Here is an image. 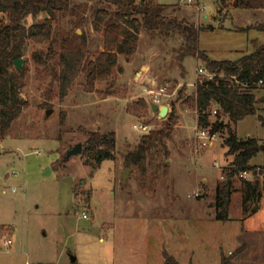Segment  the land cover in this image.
Segmentation results:
<instances>
[{"label": "rangeland", "instance_id": "obj_1", "mask_svg": "<svg viewBox=\"0 0 264 264\" xmlns=\"http://www.w3.org/2000/svg\"><path fill=\"white\" fill-rule=\"evenodd\" d=\"M76 2L85 4L88 0ZM158 2L169 6L164 11L167 16L186 19L197 27L199 49L212 59L236 60L254 50V40L264 44V31L255 28L264 22L262 9L228 10L221 0ZM89 15L79 28L72 14L58 17L48 64L36 61L34 53L39 51L45 56L49 42L29 39L22 67L11 68L23 108L9 134L0 139V233L6 232L13 240L9 245L5 238L1 239L0 251L14 249L18 254L12 258L2 255L0 264L5 263L4 259L8 264H26L27 260L113 264L114 254L139 264H163L166 250L172 255L183 251L182 260L192 258L195 264H221L222 254L228 264H264V232L248 233L240 221L246 218L242 180L238 176L234 181L239 190L232 195L230 207L233 219L220 220L214 231L200 228L199 233L195 232L200 222H209L205 216L216 218V187L224 180V170L234 155L227 154L226 130L219 132L212 144L196 150L194 97L197 79L205 76L198 69L205 68V64L194 56L178 61L183 37L153 38L143 31L135 54L138 64L129 75L117 74L113 88L107 81H99L90 90L83 72L68 95L61 97L58 73L65 37L85 31L89 56L103 49V34L94 29ZM45 19L46 15L38 18ZM0 20H6L5 13L0 12ZM33 21L28 18L29 24ZM119 61L124 63L123 55ZM162 85L168 87L171 96L164 97L161 105L169 106L168 115L175 109L177 123L171 137L165 139V146L157 144L150 151L146 173L130 166L132 171L124 182L126 153L135 148L142 135L161 128L168 117L153 111L147 92ZM104 92L111 95L104 98ZM256 93L263 95L264 88H258ZM139 99L148 103V113L136 116L128 112V105ZM211 119L215 120V114ZM135 124L148 128L143 131ZM89 131L116 132L115 158L103 161L97 168L83 151L67 157L78 142L86 143ZM238 135L263 137L264 127L258 115L239 123ZM258 140L264 144V139ZM250 163L256 165L255 174L245 178H259L264 191V150ZM82 212L89 218H84ZM128 216L137 222L120 224L126 228L125 238L114 241L116 222ZM263 223L264 199L250 224L264 229ZM199 236L206 244L204 250L197 247ZM102 237L107 241L102 242ZM187 247L197 250L192 255ZM71 255L77 257L76 263L71 261Z\"/></svg>", "mask_w": 264, "mask_h": 264}, {"label": "trees", "instance_id": "obj_2", "mask_svg": "<svg viewBox=\"0 0 264 264\" xmlns=\"http://www.w3.org/2000/svg\"><path fill=\"white\" fill-rule=\"evenodd\" d=\"M221 4L228 10L264 8V0H221ZM168 7L158 0H88L85 4L76 0H0V12L6 14V20H0V139L9 134L23 108L16 88V77L11 71L14 60L23 56L28 40L32 39L49 42L45 56L39 51L34 53L36 61L48 64L54 50V22L61 14L75 16L74 25L79 28L86 23L90 13L94 29L103 34V49L95 56H89L85 31L82 34L69 33L63 40L58 73L62 98L68 95L83 72L87 74L90 90H94L99 81H107L108 87L113 88L116 75L124 71L119 63L120 55L127 62L134 59L143 31L153 38L177 35L184 38L177 54L178 61L182 63L188 56L197 57L209 72L215 74L212 79L203 76L196 82L194 100L198 127L209 128L211 133L226 130L227 154L234 155L229 168L224 170V180L216 187V219L224 222L230 220L232 195L239 190L235 186V176L242 180L240 190L247 218L259 210L262 182L259 178H244L241 172L254 171L256 165L250 161L261 149L256 147L259 145L256 137H239L237 125L250 115H258L264 127V94L258 96L256 93L258 88H264V83L259 84L261 80L264 81V44L254 40V50L236 60L212 59L199 49L197 27L186 19L164 14ZM41 15H46L45 21L38 20ZM29 17L34 20L31 24L28 23ZM255 28L264 31V22L257 23ZM110 95L109 92L103 93L104 98ZM214 110L215 120H212ZM128 112L136 116L147 114L148 103L145 99L134 101L128 105ZM176 123L173 108L161 128L142 135L135 148L126 153L125 165L134 166L145 174L150 151L157 144L165 146V139L171 137ZM116 145L115 131H89L83 153L89 155L88 162L97 168L103 161L115 158ZM252 203L255 204L253 208ZM163 255V264H181L167 250ZM221 264H228L223 254Z\"/></svg>", "mask_w": 264, "mask_h": 264}, {"label": "crops", "instance_id": "obj_3", "mask_svg": "<svg viewBox=\"0 0 264 264\" xmlns=\"http://www.w3.org/2000/svg\"><path fill=\"white\" fill-rule=\"evenodd\" d=\"M263 10L264 11V8H257V10ZM103 47V46H102ZM120 62V61H119ZM139 62V59L138 57H134V59L131 61V62H127L126 60L124 61V63H121L120 64L123 66L124 68V71L122 72V75H129L130 71L134 68V66L136 64H138ZM149 64H147V67H148ZM144 65L141 66V68H143ZM138 75V73H137ZM247 118V117H246ZM245 118V119H246ZM244 119V120H245ZM242 120V121H244ZM242 121H240L239 123H241ZM239 123L237 125V132H238V127H239ZM240 137V136H239ZM248 137H256L258 139H264V136L263 137H260V136H251L249 135ZM242 138V137H241ZM1 142V141H0ZM252 180V179H250ZM264 199V191L262 193V197H261V200L260 202ZM258 214V211L255 213V214H252L251 216L247 217L245 220H240L243 224V228L245 229L246 232L248 233H263L264 232V229H259L258 225L257 226H254V225H251V221L256 217V215ZM89 218V217H88ZM205 218H208L209 219V222H200L198 227H197V230L195 229V232L197 231L199 233V229L203 228L204 230L206 231H214V228L216 226H219L220 224V220H217L216 218H212L209 214L208 216H205ZM233 217L230 216V220H232ZM121 220H124L123 222ZM119 221L116 222L115 226H114V234H115V238H114V241H123L122 239L125 238V235H126V228H121L120 224H135L137 221L134 219L133 220V217H125L123 219H121ZM208 224V225H207ZM264 224V223H263ZM3 225V224H2ZM203 225V226H201ZM206 225V226H205ZM6 226V225H5ZM2 227V226H1ZM7 227V226H6ZM263 228V227H262ZM120 229H123L124 231L121 232ZM14 231V230H13ZM117 231V232H116ZM120 231V233H118ZM205 231V232H206ZM12 235V234H11ZM199 235V234H198ZM225 235V234H224ZM5 238V243L6 244H9L11 245L13 243V240L11 238V236H9V234L7 235L6 232H2L0 233V240ZM102 242H105L107 240H105V238H101L100 239ZM205 242L204 240H201L200 236H199V241H198V249L199 248H202L204 250V247H205ZM114 252H115V248H116V245L114 244ZM188 248V247H187ZM188 249H191V253L193 255V253H195V251L197 249L193 248V247H189ZM182 252L183 251H178L177 253L173 254L174 256H176V258L179 260V262L181 264H195L194 260L191 258L188 262H185L182 260ZM16 254H18V250H14V249H10V250H7V251H0V258L2 255H7L6 258L8 257H13L15 256ZM12 260V259H11ZM5 263L4 264H8L7 263V259H4ZM13 261V260H12ZM38 263H52V262H31L30 260H27L26 264H38ZM54 264V263H52ZM113 264H139L138 262H135L134 260L131 261L130 259H126V258H123V257H120V256H116L114 254V257H113Z\"/></svg>", "mask_w": 264, "mask_h": 264}, {"label": "built area", "instance_id": "obj_4", "mask_svg": "<svg viewBox=\"0 0 264 264\" xmlns=\"http://www.w3.org/2000/svg\"><path fill=\"white\" fill-rule=\"evenodd\" d=\"M188 2L192 3L193 0H187ZM199 72L202 74H205V76H207L209 79L214 78L215 74L212 72H209L206 68L204 67H200ZM264 81L261 80L259 82V84H263ZM147 92L151 95V104L152 103H156L159 104L161 106L162 100L164 99V97L166 96H171V93L168 92V87L165 85L162 86H156V88H150L147 90ZM214 114L216 113V110H214L213 112ZM135 128L137 129H141V130H147L148 126L145 124H135L134 125ZM218 132L215 133H211L209 128H199L197 126L196 129V141H197V145H196V150L199 151L200 149H204L207 146H209L210 144H212L217 138H218ZM1 145V142H0ZM255 174L254 171L252 170H245L243 172H241V176L242 177H246L250 174ZM260 172H258L259 174ZM224 177V175H223ZM13 190L15 191L16 188H13ZM195 196L199 195L198 193H194ZM82 215L84 218H88V214L86 212H82Z\"/></svg>", "mask_w": 264, "mask_h": 264}, {"label": "water", "instance_id": "obj_5", "mask_svg": "<svg viewBox=\"0 0 264 264\" xmlns=\"http://www.w3.org/2000/svg\"><path fill=\"white\" fill-rule=\"evenodd\" d=\"M23 58H17L14 60V65L17 68H21L23 65ZM151 107L153 109V111L158 112L160 116L162 117H166L169 113V106L168 105H159L156 103H152ZM51 112V110H47V114H49ZM259 149H263L264 150V144H259L256 146ZM83 151V143L82 142H78L74 147H72L71 149H69L68 153H67V157H70L72 155H78L81 154ZM132 171V167H125L123 174H122V179L124 182H127L128 177L130 175V172ZM77 260V257L75 255H71V261L75 262Z\"/></svg>", "mask_w": 264, "mask_h": 264}]
</instances>
